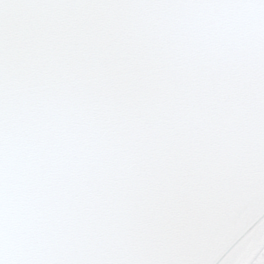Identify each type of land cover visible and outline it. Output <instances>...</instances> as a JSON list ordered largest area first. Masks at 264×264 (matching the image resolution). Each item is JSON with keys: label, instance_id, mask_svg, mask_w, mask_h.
Here are the masks:
<instances>
[{"label": "snow or ice", "instance_id": "1", "mask_svg": "<svg viewBox=\"0 0 264 264\" xmlns=\"http://www.w3.org/2000/svg\"><path fill=\"white\" fill-rule=\"evenodd\" d=\"M0 264H264V0H0Z\"/></svg>", "mask_w": 264, "mask_h": 264}]
</instances>
